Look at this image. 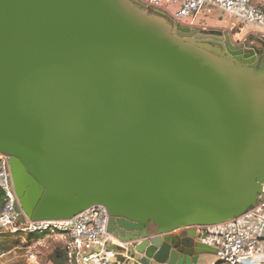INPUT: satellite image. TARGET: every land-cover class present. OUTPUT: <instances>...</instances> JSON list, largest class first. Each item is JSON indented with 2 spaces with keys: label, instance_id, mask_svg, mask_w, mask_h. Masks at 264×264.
I'll return each instance as SVG.
<instances>
[{
  "label": "water",
  "instance_id": "water-1",
  "mask_svg": "<svg viewBox=\"0 0 264 264\" xmlns=\"http://www.w3.org/2000/svg\"><path fill=\"white\" fill-rule=\"evenodd\" d=\"M0 152L28 219L102 205L138 264H197L217 249L192 227L262 194L264 37L139 0H0Z\"/></svg>",
  "mask_w": 264,
  "mask_h": 264
},
{
  "label": "built area",
  "instance_id": "built-area-1",
  "mask_svg": "<svg viewBox=\"0 0 264 264\" xmlns=\"http://www.w3.org/2000/svg\"><path fill=\"white\" fill-rule=\"evenodd\" d=\"M148 7L164 11L177 25L185 26L200 15L214 10L228 14L234 21L260 30L264 37V8L253 0H139ZM0 236L23 232L59 235L65 264H100L107 245L118 240L107 231L108 212L92 205L70 219H28L15 194L8 155L0 152ZM264 184L258 205L246 214L212 226H196L197 238L217 249V262L225 264H264ZM215 229V230H214ZM119 243V242H118ZM36 244L28 245L23 264H40Z\"/></svg>",
  "mask_w": 264,
  "mask_h": 264
},
{
  "label": "crops",
  "instance_id": "crops-1",
  "mask_svg": "<svg viewBox=\"0 0 264 264\" xmlns=\"http://www.w3.org/2000/svg\"><path fill=\"white\" fill-rule=\"evenodd\" d=\"M185 26L191 28H202L207 30H222L228 32L230 35L235 34L241 39H245L249 36L260 35V30L254 26H245L239 22L234 21L228 14L221 11L214 10L210 15H200L193 22L187 21ZM215 230V229H214ZM196 233L197 230L195 229ZM180 232L176 230L173 234ZM36 238V245H41L39 251L41 254L48 253L49 264H54L53 257L56 251H60L61 258L60 264H65L64 255L62 252V242L60 236L53 238L46 234H34ZM114 237V236H113ZM119 245L116 240L110 242L107 245L105 254L100 264H138L135 260L126 255L125 251L119 249ZM216 254L205 253L199 256L197 264H211V262L217 261Z\"/></svg>",
  "mask_w": 264,
  "mask_h": 264
},
{
  "label": "rangeland",
  "instance_id": "rangeland-1",
  "mask_svg": "<svg viewBox=\"0 0 264 264\" xmlns=\"http://www.w3.org/2000/svg\"><path fill=\"white\" fill-rule=\"evenodd\" d=\"M253 2L264 8V0H253ZM262 198H264V194ZM192 228L197 229V227ZM183 230L186 229L179 231ZM36 238L34 234H25L23 232L0 236V264H23L27 247L28 245L36 244ZM40 247L39 245L36 246L38 250ZM216 257L218 258V254H216ZM38 260L40 264H49L48 253L41 254Z\"/></svg>",
  "mask_w": 264,
  "mask_h": 264
},
{
  "label": "trees",
  "instance_id": "trees-1",
  "mask_svg": "<svg viewBox=\"0 0 264 264\" xmlns=\"http://www.w3.org/2000/svg\"><path fill=\"white\" fill-rule=\"evenodd\" d=\"M1 205H2V201H1V192H0V207H1ZM54 257H53V259H54V264H60V256H61V254H60V251L58 250V251H56L55 253H54ZM216 264H221L220 262H217Z\"/></svg>",
  "mask_w": 264,
  "mask_h": 264
},
{
  "label": "flooded vegetation",
  "instance_id": "flooded-vegetation-1",
  "mask_svg": "<svg viewBox=\"0 0 264 264\" xmlns=\"http://www.w3.org/2000/svg\"><path fill=\"white\" fill-rule=\"evenodd\" d=\"M8 158H9V155H8Z\"/></svg>",
  "mask_w": 264,
  "mask_h": 264
}]
</instances>
